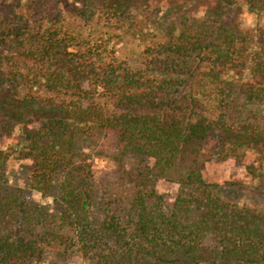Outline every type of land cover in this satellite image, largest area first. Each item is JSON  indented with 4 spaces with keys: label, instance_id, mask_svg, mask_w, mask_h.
Segmentation results:
<instances>
[{
    "label": "trees",
    "instance_id": "16d2710c",
    "mask_svg": "<svg viewBox=\"0 0 264 264\" xmlns=\"http://www.w3.org/2000/svg\"><path fill=\"white\" fill-rule=\"evenodd\" d=\"M244 2L264 15V0ZM52 4L0 0V122L20 127L34 161L29 189L53 199L28 203L9 184L10 156L0 150V264L73 253L93 264H264V209L233 204L220 185L205 182L197 159L170 205L141 188L153 180L142 173L128 211L101 219L90 166L71 163L80 143L106 130L117 132L125 153L152 159L163 177L190 143L213 133L227 156L252 147L264 157V113L230 117L238 96L245 105L264 103V34L214 18L179 23L133 68L118 59L111 30L148 17L149 0L68 3L82 26L46 14Z\"/></svg>",
    "mask_w": 264,
    "mask_h": 264
},
{
    "label": "rangeland",
    "instance_id": "374dc122",
    "mask_svg": "<svg viewBox=\"0 0 264 264\" xmlns=\"http://www.w3.org/2000/svg\"><path fill=\"white\" fill-rule=\"evenodd\" d=\"M74 1L76 0H53L46 14L52 17L61 14L66 20L82 26L66 8L68 3ZM238 1L236 7L226 8L220 1L149 0L148 17L137 22L135 27L111 30L115 37L117 57L129 67H138L144 60L146 50L163 41L166 33L179 23L197 26L203 20L214 18L212 21L215 25L223 20L227 27L250 31L252 35L258 32L264 34V15L259 16L252 11L244 0ZM214 13L219 14V17ZM251 110L264 113V103L245 105L244 97L238 96L233 114L230 115L231 121ZM19 128L13 123L4 125L0 122V150L10 156L6 166L9 184L21 189L28 203L53 205L51 195L43 198L29 189L34 161L21 147ZM188 147L172 171L167 177H163L154 167L152 159L132 152L125 153L117 132L106 130L91 140L80 143L71 163L80 167L86 162L90 166L93 174V214L98 219L108 212L128 211L137 191L133 179L142 173H151L153 180L141 185V188L154 190L170 205L183 191L180 177L188 172L190 160L194 158L198 161L205 182L220 185L233 204L264 209V157L260 148L241 149L237 156H227L224 141L214 133L202 142L190 143ZM40 264L93 263L83 259L80 254L73 253L65 258L47 255Z\"/></svg>",
    "mask_w": 264,
    "mask_h": 264
}]
</instances>
